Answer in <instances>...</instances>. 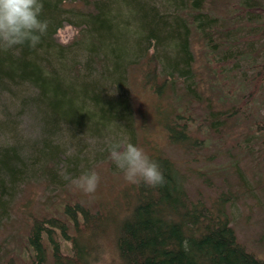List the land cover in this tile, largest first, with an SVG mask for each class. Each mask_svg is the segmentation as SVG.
Wrapping results in <instances>:
<instances>
[{
  "label": "trees",
  "instance_id": "16d2710c",
  "mask_svg": "<svg viewBox=\"0 0 264 264\" xmlns=\"http://www.w3.org/2000/svg\"><path fill=\"white\" fill-rule=\"evenodd\" d=\"M66 1L42 0L40 19L48 21V28L35 47L25 43L0 49V97L9 95L34 113L45 137L32 145L7 140L16 131L0 105V135L5 137L0 222L11 213L10 196L24 180L44 177L47 187L54 185L59 150L66 145L50 141L57 133L72 142L79 135L105 131L126 138L127 133L135 145L134 76L158 97L166 92L169 97L181 77L185 94L200 103L209 90L197 118L183 111L162 120L170 144L187 154L205 144L199 131L209 135L224 128L229 136L234 124L247 121L257 90L264 86V71L256 61L264 52V0H72L70 7ZM221 2H227L223 14L216 12ZM69 15L81 19L83 27L71 44L62 45L55 36ZM197 37L206 78L196 68ZM250 129L264 161V123ZM151 155L165 176L163 186L127 183L108 209L77 198L58 210L60 216L34 217L25 256L3 260L0 254V264H107L109 251L116 264H264L239 241L227 209L228 193L206 198L198 189L192 195L189 176L173 159Z\"/></svg>",
  "mask_w": 264,
  "mask_h": 264
},
{
  "label": "rangeland",
  "instance_id": "374dc122",
  "mask_svg": "<svg viewBox=\"0 0 264 264\" xmlns=\"http://www.w3.org/2000/svg\"><path fill=\"white\" fill-rule=\"evenodd\" d=\"M228 1L238 3L240 0ZM71 2L72 0H67L65 6H73L70 5ZM226 3H219L216 6V12L223 14ZM80 20L71 15L66 17L63 27L55 36L56 42L62 45L71 44L79 29L83 27L78 24ZM193 40L196 46L201 43L198 37ZM196 50V68L205 72V56L200 54V46H197ZM256 61L264 71V52L257 57ZM250 73L247 72V75ZM205 74L206 72L203 74L204 78H206ZM183 81L181 77L178 86L171 91L169 97L167 92L158 97L151 91L143 89L138 76L132 78L130 86L135 115V145L142 147L148 156L150 154L152 157L164 155L173 159L177 166L189 176L188 186L192 195H195L198 189L205 193L206 198L221 192L228 193L231 199L227 209L239 241L249 251L264 260V176L262 174L264 161L257 135L250 129L256 122L264 123V86L260 85L257 90L249 119L237 125L234 124L232 129L239 131L231 134V129L229 136H226L228 130L224 128L220 133L211 132L209 135L199 131L197 136L203 139L205 144L199 151L193 150V153L187 154L179 146L170 144L163 129L162 120L168 114V119L172 120L183 111L191 112L195 115L194 118H197L196 113L201 112L205 99L210 93L209 90H205V93L204 90H200L204 93L203 101L200 103L198 98L192 99L185 94L188 90H185V86L182 85ZM247 87L251 90L249 85ZM12 90L14 92L16 89L12 88ZM197 96L200 97V92ZM12 101L9 95L0 97V105H5L3 110L8 115L6 121H11L10 127L16 131V135H12V138L16 140L12 138L7 140L26 145L42 142L45 137L41 122L34 118V113L30 115L28 110ZM157 109L161 111V115L157 114ZM65 135L57 133L54 139L50 140L54 145L66 143L60 147L63 150H59L58 164L60 165L56 171L54 185L47 187V180L44 177L24 180L19 192L8 198L12 211L8 217L3 216L0 222V254L3 260L12 255L19 259L25 256L27 246L25 239L34 217L49 214L60 216L58 210L63 209L67 203L77 201V198L87 201L90 205L108 209L121 188L129 183L124 179L123 172L109 159L107 145L111 141L134 144L133 137L126 133L124 138L123 135L104 131L88 137L76 136V140H73L75 142H72L68 140L69 135ZM4 139L5 137L0 135V146L5 144ZM91 170L96 171L101 177L99 186L93 194H85L63 178L66 173L75 178ZM204 173L207 174V179ZM108 246L111 247L109 244ZM109 252V256L105 258L106 263L116 264L113 251ZM6 253L9 255L5 256Z\"/></svg>",
  "mask_w": 264,
  "mask_h": 264
},
{
  "label": "clouds",
  "instance_id": "9594fccd",
  "mask_svg": "<svg viewBox=\"0 0 264 264\" xmlns=\"http://www.w3.org/2000/svg\"><path fill=\"white\" fill-rule=\"evenodd\" d=\"M42 0H0V49L7 51L14 46L28 43L35 47L46 33L48 21L41 20ZM109 159L123 172L129 183L141 180L150 187L163 186L165 176L160 165L150 159L145 150L130 142L111 141L107 145ZM85 194L96 192L101 177L94 171H85L72 178L63 177Z\"/></svg>",
  "mask_w": 264,
  "mask_h": 264
}]
</instances>
